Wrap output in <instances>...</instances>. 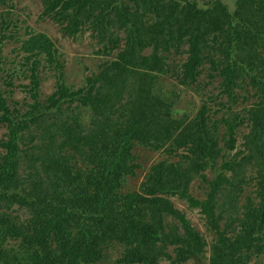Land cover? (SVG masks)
<instances>
[{
    "label": "trees",
    "instance_id": "1",
    "mask_svg": "<svg viewBox=\"0 0 264 264\" xmlns=\"http://www.w3.org/2000/svg\"><path fill=\"white\" fill-rule=\"evenodd\" d=\"M42 2L64 34L90 28L97 51L112 58L72 90L50 37L31 29L22 40L30 102H12L0 88V264H206L198 255L208 241L172 196L202 212L210 264L264 258V0H236L232 11L222 0ZM9 25L1 12L0 30ZM172 54L186 57L170 64ZM41 65L59 71L44 98ZM204 66L220 78L223 112L203 102L181 113L180 94L167 93L160 77L192 85ZM246 85L253 102L235 110ZM138 144L169 158L123 190L141 166ZM196 177L204 198L190 191Z\"/></svg>",
    "mask_w": 264,
    "mask_h": 264
},
{
    "label": "rangeland",
    "instance_id": "2",
    "mask_svg": "<svg viewBox=\"0 0 264 264\" xmlns=\"http://www.w3.org/2000/svg\"><path fill=\"white\" fill-rule=\"evenodd\" d=\"M204 1L199 0V3L203 5ZM222 2L231 11L236 7V0H222ZM43 10L42 0H10L5 4L0 1V13L3 11L7 12V16L11 17L14 21V25H9L7 29L0 30V88L12 102L16 100H19L23 104L30 102L31 97L26 88L30 82L28 65L24 63V53H22L20 46L22 40L28 36V31L31 29L37 32H45L53 41L57 49V56L62 63V67L60 68L61 80L72 90L80 89L86 84L87 76L94 73L98 69L99 64L108 58H112L111 55L97 51L100 49V44L98 43V39L92 36L90 28L85 27L83 32H78L75 35H66L62 31L61 25L51 17L44 15ZM2 34H6V36L1 38ZM148 51L149 49L145 52ZM185 57L186 54H172L168 62L170 64L180 63L185 60ZM39 73L41 76V96L44 98L56 89L59 71L47 65H41L39 66ZM210 74H214V72L204 66L197 82L192 85H181L177 77L170 73L161 76L160 82L167 93H172L175 90L180 94V96H176L175 100L181 113L191 110L190 114L193 115L196 108L200 107L203 102H207L212 108L211 112L220 115L223 109H220L219 104H221V101L225 97L221 95L220 78L215 75L211 76ZM246 86L247 90L245 92L241 88L239 89L242 95L240 97V104L233 109L247 108L252 104L253 99L244 100L245 97L243 96L249 95L248 90L250 87ZM73 104L77 107L79 104L78 100L74 101ZM77 110L80 113L81 119L87 123L90 118L88 110L83 107L77 108ZM246 129L247 126H243L242 132L246 131ZM6 131L5 125H0V139L4 137ZM133 153L138 158L137 161L141 163V166L136 169V174L129 176L123 182V190L138 188L154 161L166 157L169 158L164 150L153 151L148 146L140 144L134 146ZM175 158V155L171 157V159ZM24 168L25 165L20 169L22 175L26 174ZM212 172V169H208L207 173L209 177L213 176ZM204 184L206 185L203 180L196 177L190 186L191 193L198 198H204L206 192ZM246 193L251 192L247 190ZM171 199L181 210L186 211L188 219L206 237L208 242L205 252L198 255V258L202 257V260L208 264L210 262L212 232L206 230V220L202 212L198 208L190 207L186 201L179 197L172 196ZM160 264H171V262L164 258ZM184 264L202 263L197 262L196 259H190ZM251 264H264V258H256L252 260Z\"/></svg>",
    "mask_w": 264,
    "mask_h": 264
},
{
    "label": "bare ground",
    "instance_id": "3",
    "mask_svg": "<svg viewBox=\"0 0 264 264\" xmlns=\"http://www.w3.org/2000/svg\"><path fill=\"white\" fill-rule=\"evenodd\" d=\"M222 205V204H221ZM204 210V209H203Z\"/></svg>",
    "mask_w": 264,
    "mask_h": 264
}]
</instances>
